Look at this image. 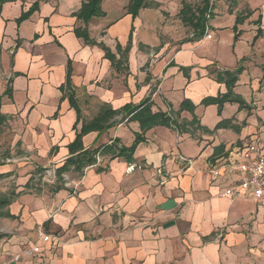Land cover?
<instances>
[{
    "label": "crops",
    "instance_id": "crops-1",
    "mask_svg": "<svg viewBox=\"0 0 264 264\" xmlns=\"http://www.w3.org/2000/svg\"><path fill=\"white\" fill-rule=\"evenodd\" d=\"M146 1L133 18L130 0H102L104 15L87 24L76 16L85 0L3 5L0 146L10 153L0 180L15 181L16 190L0 196L9 202L0 205V264H264V208L250 192L222 197L241 180L232 166L242 150L259 143L264 153V0H218L212 39L192 42L180 16L184 0ZM36 2L39 10L19 24ZM131 35L124 56L118 49ZM240 65L234 93L245 108L203 106L228 92L217 73ZM69 67L80 116L61 91ZM146 100L170 126L143 132L121 114L83 138L85 149H97L116 140L131 147L140 135L133 163L101 157L82 178L68 175L70 186L44 185L45 172L64 165L77 131L103 106L118 111ZM184 101L193 113L177 114ZM193 119L189 133L175 127ZM36 245L39 254L14 260Z\"/></svg>",
    "mask_w": 264,
    "mask_h": 264
},
{
    "label": "trees",
    "instance_id": "trees-1",
    "mask_svg": "<svg viewBox=\"0 0 264 264\" xmlns=\"http://www.w3.org/2000/svg\"><path fill=\"white\" fill-rule=\"evenodd\" d=\"M15 0H0V11L4 4L11 3ZM24 1V0H23ZM102 0H85L80 11L77 13L79 20H82L87 24L92 18L102 17L104 15L102 8ZM149 3L146 0H130L127 11L133 18H136L139 15V12L143 8H147ZM215 5L212 0H202V4L199 7H193L192 5L184 2L182 4V9L180 11V16L182 22L187 25L192 32L191 38L187 39V42L190 41H201L205 38L208 31H210V22L214 16ZM39 10V2H36L29 11L23 13V15L18 20V23L21 24L23 21L28 20L35 12ZM243 18H237V24H241ZM237 30V29H236ZM259 29L256 39L261 34ZM77 36L79 38L85 39V41L91 42L89 40L86 30L77 31ZM238 34L236 35V39ZM255 39V40H256ZM131 40L132 35L130 36V41L128 47L122 51L119 47L118 51L123 53L124 56L130 52L131 49ZM106 51V57L115 62V55L111 53L106 47H103ZM118 64L121 62L118 61ZM243 66L240 65L234 71H223L218 72L215 79L218 83L225 84L228 92L225 95L218 96L217 98H207L202 102L203 106L209 105H218L219 111L222 112L226 104H239L241 108H245V103L243 100L238 98L234 89L239 80V75L243 72ZM71 68L69 67L67 72V81L66 84L61 87L63 94V99L68 98L71 106L76 109L78 115L80 116V111L77 106L74 92L72 90V84L70 80ZM10 89L7 90V93H10ZM188 111L193 113L195 111V106L190 101H184L177 114ZM121 114L129 116L132 119L138 120L141 124L143 132L153 128L154 126L164 125L170 126L172 119L169 115L166 114H154L149 100L144 101L139 106H127L122 110H113L110 106H103L100 112L94 117L90 122L83 124L80 131H77L75 141L70 145V156L65 161L64 165L55 170V181L57 184L56 190L62 185H65L63 175L75 174L77 178H82L85 175L86 169L93 167L97 164V158L103 157L110 160L115 159H124L128 163H133L135 150L141 142H143V137L138 136L137 140L131 147H124L120 145L119 141H114L110 145H105L97 149H85L83 145V138L89 133L92 132H104L113 126L115 119ZM1 116V115H0ZM1 118H3L1 116ZM196 119H193L190 123L177 124L174 122L175 127L179 130L180 133H189L191 132L189 127L193 128L196 125ZM198 129V128H197ZM102 171V169H99ZM9 202H2L1 204H8Z\"/></svg>",
    "mask_w": 264,
    "mask_h": 264
},
{
    "label": "built area",
    "instance_id": "built-area-1",
    "mask_svg": "<svg viewBox=\"0 0 264 264\" xmlns=\"http://www.w3.org/2000/svg\"><path fill=\"white\" fill-rule=\"evenodd\" d=\"M205 38L212 39L209 31ZM100 161L101 157H98L97 163ZM130 169H132V167ZM232 169L240 175L241 180L233 186L228 187L222 194V197H233L239 195L243 191L250 192L258 207L264 208V153L261 151L259 143H254L253 145L248 146L246 149H243L239 155L238 163L232 166ZM214 174L216 176L219 175L218 172H215ZM45 177L55 179V170H47L45 172ZM63 177L67 186H70L68 183V175L65 174ZM40 237L45 243H49L52 236L41 232ZM57 239L58 238H56V240ZM39 253L40 248L36 245L26 248L20 254H17L14 257V260L18 262L25 256L32 258Z\"/></svg>",
    "mask_w": 264,
    "mask_h": 264
},
{
    "label": "rangeland",
    "instance_id": "rangeland-1",
    "mask_svg": "<svg viewBox=\"0 0 264 264\" xmlns=\"http://www.w3.org/2000/svg\"><path fill=\"white\" fill-rule=\"evenodd\" d=\"M185 2H187L188 4H190V5H192V6H194V7H197V6H200L201 5V1L202 0H184ZM220 1H222V2H225V0H220ZM212 2L214 3V5H215V3L216 2H218V0H212ZM181 6H182V4H181ZM190 30V29H189ZM190 35V34H189ZM0 136H3V134L2 135H0ZM1 139L3 140V137H1ZM2 140H0V141H2ZM9 154L10 152H7L6 150H4V149H2V145L0 146V162H1V160L3 161L4 160V158H7V156H6V154ZM10 156V158H16L15 156H16V154H13V156L12 155H9ZM46 178V177H45ZM64 178V177H63ZM39 179V178H38ZM38 179L34 182V183H37V184H39L40 183V181H38ZM38 181V182H37ZM54 182L55 181V179H52V178H46V181H43L44 182V185H45V183L46 184H49L50 182ZM42 183V182H41ZM68 183H70V180H69V182ZM66 184V183H65ZM15 181H13V180H8V179H6V180H4V179H1L0 180V196L1 195H4L5 193H10L11 191H15L16 190V187H15ZM67 185V184H66ZM47 187V186H46ZM2 233V232H1Z\"/></svg>",
    "mask_w": 264,
    "mask_h": 264
}]
</instances>
